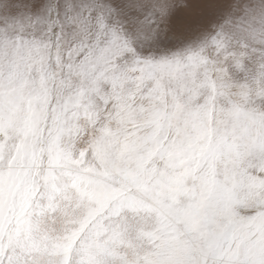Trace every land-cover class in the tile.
Returning a JSON list of instances; mask_svg holds the SVG:
<instances>
[{
	"label": "snow or ice",
	"instance_id": "obj_1",
	"mask_svg": "<svg viewBox=\"0 0 264 264\" xmlns=\"http://www.w3.org/2000/svg\"><path fill=\"white\" fill-rule=\"evenodd\" d=\"M0 264H264V0H0Z\"/></svg>",
	"mask_w": 264,
	"mask_h": 264
}]
</instances>
